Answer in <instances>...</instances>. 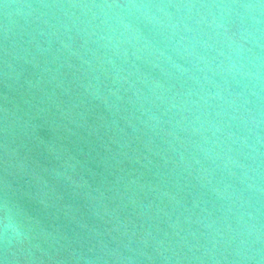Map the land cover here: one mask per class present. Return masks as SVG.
Segmentation results:
<instances>
[{
  "label": "water",
  "instance_id": "1",
  "mask_svg": "<svg viewBox=\"0 0 264 264\" xmlns=\"http://www.w3.org/2000/svg\"><path fill=\"white\" fill-rule=\"evenodd\" d=\"M0 264H264V0H0Z\"/></svg>",
  "mask_w": 264,
  "mask_h": 264
},
{
  "label": "clouds",
  "instance_id": "2",
  "mask_svg": "<svg viewBox=\"0 0 264 264\" xmlns=\"http://www.w3.org/2000/svg\"><path fill=\"white\" fill-rule=\"evenodd\" d=\"M0 232H2L4 239L9 244L22 239L24 236L15 209L10 204L5 205L4 217L2 222H0Z\"/></svg>",
  "mask_w": 264,
  "mask_h": 264
}]
</instances>
